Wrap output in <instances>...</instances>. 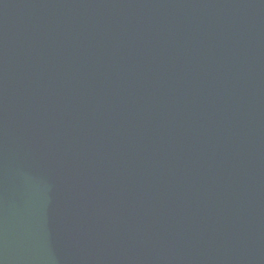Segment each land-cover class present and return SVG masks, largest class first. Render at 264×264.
<instances>
[{"label":"water","instance_id":"obj_1","mask_svg":"<svg viewBox=\"0 0 264 264\" xmlns=\"http://www.w3.org/2000/svg\"><path fill=\"white\" fill-rule=\"evenodd\" d=\"M0 264H264V0H0Z\"/></svg>","mask_w":264,"mask_h":264}]
</instances>
